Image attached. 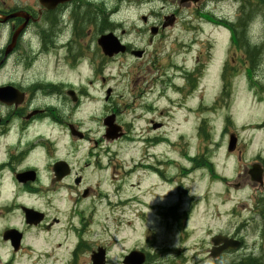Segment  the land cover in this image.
I'll return each instance as SVG.
<instances>
[{
	"label": "flooded vegetation",
	"instance_id": "obj_1",
	"mask_svg": "<svg viewBox=\"0 0 264 264\" xmlns=\"http://www.w3.org/2000/svg\"><path fill=\"white\" fill-rule=\"evenodd\" d=\"M122 2L0 0V264H195L193 250L184 246L188 214L184 210L191 199L182 186L166 183L153 190L150 185L145 193L141 183L130 184L126 191L132 190L134 196L119 200L124 205L118 206L134 203L135 210L120 212L116 232L119 235L122 227L123 243L114 251L117 218L112 211L97 214L98 200L82 177L88 170L109 171L113 181L116 173L113 143L105 139L103 127V119L114 109L113 64L129 61L143 66L146 54L133 55L138 50L135 44L151 45V29H157V36L165 33L161 22H142L141 17L130 22L129 7ZM201 5L202 0L184 3L190 12ZM215 30L223 31L224 25ZM105 36L116 52L111 56L99 44ZM120 46L124 53L118 51ZM220 55L221 61L224 52ZM146 83L143 77V85L130 88L125 100L154 112L162 92L151 86L153 82ZM186 84L183 80L182 91ZM97 106L103 114L93 122L92 132L91 121L83 120L82 112ZM144 160L150 163L151 157L145 155ZM132 170H141V165L135 163ZM77 177L80 183L75 182ZM88 201L92 206L84 217L79 209ZM177 214L183 221L174 219L173 228L167 227L170 235L180 237L177 246H129L128 220L142 224L143 237H153V229L144 230L146 221L162 227ZM94 223L99 224L95 235L89 232ZM205 253L208 257V250Z\"/></svg>",
	"mask_w": 264,
	"mask_h": 264
},
{
	"label": "rangeland",
	"instance_id": "obj_2",
	"mask_svg": "<svg viewBox=\"0 0 264 264\" xmlns=\"http://www.w3.org/2000/svg\"><path fill=\"white\" fill-rule=\"evenodd\" d=\"M128 1L125 0L124 3L126 4ZM130 1L133 2V6H136L134 0ZM179 1L147 0L139 2L138 8L131 7L129 10L131 22H136L139 16L144 15L150 17L151 23H158L163 16L175 14L176 24L165 32L163 38L155 39L154 45L146 49L149 54L159 50L161 55L170 56L173 63L183 66L188 72L194 70L193 66L197 60L198 67L195 69L194 75L202 76L195 84L197 89L193 99V108L195 109L193 113L188 114L182 104L173 105V103L168 104L162 100L158 111L169 107L176 112L168 113L167 110V117L163 119H158L157 113L146 115L155 124L159 121L163 124L162 131L157 133L168 138L167 144L161 146L162 150L169 151V156L172 157L169 158L172 161L166 165L169 169L165 177L174 178L179 187L180 182H189L186 192L188 193L189 190L194 199L203 196L202 192L205 188L208 190L206 198L208 203L207 227L205 223L202 225L200 220L189 223V226L193 228V231H189L191 239L189 243H192L195 249L208 247L211 237L220 232L234 233L238 230L240 231L238 238L244 240L247 251L257 250L258 246H264V231L253 208L257 201L262 203L264 200V190L256 191L248 185L240 189H233V186L238 184L235 181L238 180L237 175L243 166L249 167L258 158L264 162V0H247L248 3L222 0L219 5L208 4L205 0L207 13L202 14L201 17L212 21L211 15L208 13L210 12L217 17L222 16L231 20L237 26L235 34L230 32L231 44L241 53L237 57H233L228 48L221 61L218 51L226 45V36L223 38L210 27L201 24L202 19H196L197 14L183 8V4H180ZM239 22H241L242 29L238 28ZM192 38L202 43L192 46L189 42ZM246 43L250 45L251 49L247 47ZM207 44L212 48L208 49ZM258 46V49L262 48L261 51L252 50ZM248 50H251L249 55L246 54ZM242 54L246 55V59H239ZM222 60L226 66L223 80L226 86L220 95L223 100H217H220L219 105H224V117L220 115V112L197 113V98L202 99L201 102L204 106L211 101L210 109L213 111L221 108V106H215V100L219 96L220 87L216 80ZM246 65L249 66V70L245 69ZM120 67L121 70L116 71L123 74L116 73L114 79L118 76L123 79H116L115 85H122L121 87L125 89L130 86L135 73L131 72L132 63L129 61L124 62ZM195 85H191L192 90H195ZM131 86H138V78H133ZM154 106L157 108L156 102ZM203 120H205L204 123ZM144 121H140L135 126L137 131ZM232 133H236L238 136V146L237 151L231 155L227 152L226 147L228 136ZM183 135L184 137L181 139ZM114 150L122 166L121 174L125 171L124 164L128 158L132 157L135 161L140 158L138 155L130 154L129 148L124 144L115 145ZM238 152H240V162L237 160ZM189 158L197 159L204 164L212 163L214 171L212 168L208 170L205 168L194 169V163L190 164L185 160H189ZM190 170H192L191 174ZM182 173L189 177L180 178ZM216 176L225 180L220 182ZM94 178L96 179L95 176ZM152 180L153 178H151ZM140 181L143 183V187L144 182ZM116 182L110 181L108 175V184ZM124 189L113 192V195L122 199ZM0 198L2 199L1 196ZM91 206L90 201L81 204L79 209L82 210L81 215L88 216ZM119 212L121 211L115 214ZM243 223L246 226H242ZM98 229L99 224L94 223L89 228V232L95 235ZM138 237L139 235L130 236V240ZM151 245L159 246L156 242ZM143 246L148 247L149 245L145 243ZM235 258L237 255L233 254L230 259Z\"/></svg>",
	"mask_w": 264,
	"mask_h": 264
},
{
	"label": "water",
	"instance_id": "obj_3",
	"mask_svg": "<svg viewBox=\"0 0 264 264\" xmlns=\"http://www.w3.org/2000/svg\"><path fill=\"white\" fill-rule=\"evenodd\" d=\"M153 32V34H154V31H152ZM112 51V47H109L108 49H107V52H111ZM235 143H236V139H235V137L232 135V136H230V142H229V147H228V151L229 152H231V151H233L234 150V148H235ZM261 170H260V168L258 167V166H256V167H253V170H252V173H251V175H252V180L254 181V182H261L259 179H260V177H261Z\"/></svg>",
	"mask_w": 264,
	"mask_h": 264
},
{
	"label": "bare ground",
	"instance_id": "obj_4",
	"mask_svg": "<svg viewBox=\"0 0 264 264\" xmlns=\"http://www.w3.org/2000/svg\"><path fill=\"white\" fill-rule=\"evenodd\" d=\"M239 29H242V25H241V22L239 23Z\"/></svg>",
	"mask_w": 264,
	"mask_h": 264
},
{
	"label": "clouds",
	"instance_id": "obj_5",
	"mask_svg": "<svg viewBox=\"0 0 264 264\" xmlns=\"http://www.w3.org/2000/svg\"><path fill=\"white\" fill-rule=\"evenodd\" d=\"M235 19V18H234Z\"/></svg>",
	"mask_w": 264,
	"mask_h": 264
}]
</instances>
